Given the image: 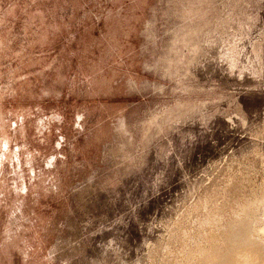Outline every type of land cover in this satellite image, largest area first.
I'll return each mask as SVG.
<instances>
[{"label": "rangeland", "instance_id": "374dc122", "mask_svg": "<svg viewBox=\"0 0 264 264\" xmlns=\"http://www.w3.org/2000/svg\"><path fill=\"white\" fill-rule=\"evenodd\" d=\"M262 201L264 0H0V264H264Z\"/></svg>", "mask_w": 264, "mask_h": 264}, {"label": "bare ground", "instance_id": "6f19581e", "mask_svg": "<svg viewBox=\"0 0 264 264\" xmlns=\"http://www.w3.org/2000/svg\"><path fill=\"white\" fill-rule=\"evenodd\" d=\"M263 200V199H262ZM263 202V201H262ZM264 203V202H263ZM213 205V204H212ZM245 206V205H244ZM223 207V206H222ZM204 209V208H203ZM213 210V209H212ZM211 210V211H212ZM215 211V210H214ZM248 211L247 207H243L242 209H240V214L238 213V216L234 222V224L232 226L229 227V229L227 230V240H228V244L231 247L232 245H242L243 247L247 248L250 251L256 252L255 250L258 247V242L255 238V235L257 233H261L264 234V229H253V232H250V230L244 226H242L243 221H241L240 219V215L244 214ZM210 212V211H209ZM208 212V213H209ZM214 213V212H213ZM216 213V212H215ZM219 214V211L217 212ZM217 214V215H218ZM221 214V213H220ZM215 215V214H214ZM216 215V216H217ZM207 216V215H206ZM215 216V218H216ZM204 217V216H203ZM209 217V216H207ZM206 218V217H205ZM235 219V218H234ZM211 220V219H210ZM216 220V219H215ZM214 220V222H215ZM220 220H222V218H220ZM207 222V221H206ZM201 223V222H200ZM208 223V222H207ZM211 224V222H210ZM209 224V228H211ZM214 224V223H213ZM221 225V224H219ZM201 226H203V224H201ZM217 226V225H216ZM205 227V226H204ZM208 227V225L206 226ZM201 228V227H200ZM214 228V226H213ZM212 228V229H213ZM239 228L238 230H235ZM202 229V228H201ZM204 229V228H203ZM209 230V229H207ZM210 231V230H209ZM203 232V230H202ZM211 232V231H210ZM214 232V231H213ZM206 234V233H205ZM204 236V234L202 235ZM210 236V235H209ZM201 240V239H200ZM205 240V239H204ZM207 240V238H206ZM209 246L207 248H202L200 250H198V259L199 262L197 264H232V259L231 258H227L226 254H227V250L223 247H221L220 245H218L215 241V236L214 234L211 235L209 237ZM208 243V242H207ZM197 244V243H196ZM206 244V243H205ZM198 245V244H197ZM207 245V244H206ZM201 245H198L197 247H199ZM196 247V248H197ZM185 248V247H184ZM195 248V250H196ZM200 248V247H199ZM198 248V249H199ZM229 250V249H228ZM194 251V250H193ZM196 253V251H195ZM256 259L258 260V255L256 254ZM260 257V256H259Z\"/></svg>", "mask_w": 264, "mask_h": 264}]
</instances>
